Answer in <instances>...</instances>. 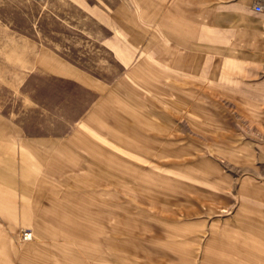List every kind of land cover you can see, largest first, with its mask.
<instances>
[{
	"label": "rangeland",
	"instance_id": "374dc122",
	"mask_svg": "<svg viewBox=\"0 0 264 264\" xmlns=\"http://www.w3.org/2000/svg\"><path fill=\"white\" fill-rule=\"evenodd\" d=\"M258 2L0 0V264H264Z\"/></svg>",
	"mask_w": 264,
	"mask_h": 264
},
{
	"label": "crops",
	"instance_id": "0c3cea01",
	"mask_svg": "<svg viewBox=\"0 0 264 264\" xmlns=\"http://www.w3.org/2000/svg\"><path fill=\"white\" fill-rule=\"evenodd\" d=\"M45 60H42L40 66H43L46 70H48L49 73L56 74V73H67V76L73 75L75 78H78L84 85L90 86V87H95L96 90H101L105 87H107L106 83H97L93 80L91 76L88 75H83V73H79L75 70H70L68 67H64L63 63H55V64H49L50 62L48 61L49 55H44L42 56ZM43 64V65H42ZM108 91V90H107ZM105 100V99H104Z\"/></svg>",
	"mask_w": 264,
	"mask_h": 264
},
{
	"label": "built area",
	"instance_id": "2783aa9c",
	"mask_svg": "<svg viewBox=\"0 0 264 264\" xmlns=\"http://www.w3.org/2000/svg\"><path fill=\"white\" fill-rule=\"evenodd\" d=\"M263 8H264V3L263 2H258L256 5H255V10L257 12H261L263 11Z\"/></svg>",
	"mask_w": 264,
	"mask_h": 264
},
{
	"label": "bare ground",
	"instance_id": "6f19581e",
	"mask_svg": "<svg viewBox=\"0 0 264 264\" xmlns=\"http://www.w3.org/2000/svg\"><path fill=\"white\" fill-rule=\"evenodd\" d=\"M29 237V235H27Z\"/></svg>",
	"mask_w": 264,
	"mask_h": 264
}]
</instances>
